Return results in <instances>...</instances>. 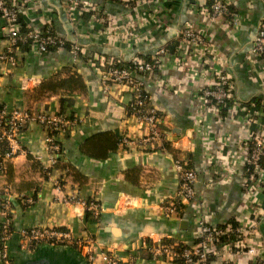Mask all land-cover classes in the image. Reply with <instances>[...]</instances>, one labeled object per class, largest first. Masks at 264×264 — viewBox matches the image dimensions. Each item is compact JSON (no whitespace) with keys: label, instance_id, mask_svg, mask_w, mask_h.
I'll list each match as a JSON object with an SVG mask.
<instances>
[{"label":"crops","instance_id":"0c3cea01","mask_svg":"<svg viewBox=\"0 0 264 264\" xmlns=\"http://www.w3.org/2000/svg\"><path fill=\"white\" fill-rule=\"evenodd\" d=\"M192 1L160 0L139 7L134 15L146 16V25L139 31L142 38L134 43L105 38L100 24L83 16L71 21L63 0H27L24 23L44 29L50 20L57 35L77 41L85 53L74 61L67 47L44 54L16 50L15 65L0 61V104L4 108L21 109L30 101L37 110L59 111L76 120L67 132L55 134L59 151L53 153L57 160L54 165H50L46 150V128L30 122L19 134L24 153L8 161L7 170L0 175V201L5 184L12 190L8 247L14 264L100 262L88 261L73 246L42 243L31 252L22 249L18 234L26 227L53 226L67 229L75 237L89 235L126 263L174 264L153 259L146 244L166 237L191 244L198 229L197 214L213 226L231 218L246 220L250 206L243 193L246 171L239 163L238 145L248 137L249 126L230 108L226 116L216 118L198 97V89L212 85L214 79L211 68L215 65L202 61L208 52L200 48L195 54L181 55L175 48L164 55L157 71L140 75L144 94L158 111V128L170 142V150L119 143L123 136L137 140L146 128L128 113L132 101L129 89L122 84L105 88L101 79L99 56L123 61L141 54L151 56L161 46L178 43V29L189 25L199 30L230 66L237 100H264V55L249 51L257 24L264 20V0H229L236 10L235 29L191 9ZM99 6L111 16L121 17L123 12L114 1L102 0ZM5 43L6 30L0 17V52ZM66 77H74L76 82L48 91L38 100L26 97L41 81ZM171 149L185 153L197 174V214L192 203L183 205L180 216H167L162 211V205L179 186ZM27 153L42 165V172L26 166ZM227 166L226 180L220 174ZM54 180L64 186L66 195L77 194L82 200L94 201L102 212L93 216L59 201ZM21 194L32 197L33 202L25 203ZM2 220L0 208V224ZM259 226L264 247V215ZM237 262L252 264L248 256L239 257Z\"/></svg>","mask_w":264,"mask_h":264},{"label":"built area","instance_id":"2783aa9c","mask_svg":"<svg viewBox=\"0 0 264 264\" xmlns=\"http://www.w3.org/2000/svg\"><path fill=\"white\" fill-rule=\"evenodd\" d=\"M102 0H63L65 12L71 21H75L84 12H92L90 20L100 24L101 34L116 42L132 40L134 43L140 41L139 31L145 28L146 16L134 15L135 11L148 3L160 0H105L114 1L123 7L121 17L111 16L99 6ZM167 1V0H163ZM170 1V0H169ZM172 1V0H171ZM229 0H193L190 8L207 17L210 21L224 24L232 29L237 26L236 10L230 8ZM27 0H0V17L4 20L6 30V43L4 50L0 52V61L15 65V49L20 43L29 42L32 50L37 54H43L48 47H59L64 43V38L51 32L50 20L44 29H36L25 23L23 27L19 17L26 13ZM152 15V14H151ZM23 18V17H22ZM121 18L122 21H120ZM88 19V20H89ZM176 51L183 55L187 52L195 54L203 48L208 54L204 55L202 61L214 64L213 82L210 86L200 87L198 97L206 103L207 108L216 117H222L219 109L226 101L231 100L233 104L230 109L235 113L243 111L245 123L249 126V135L245 140L239 142L238 149L240 164L246 171L243 180V193L249 202V214L246 220H237L236 226L226 223L223 227L213 226L206 223L197 213L200 204L196 202L195 183L197 174L194 169L187 168L180 159H175V167L179 175V186L176 192L162 205L165 215L177 214L179 204H195L198 219V229L195 237L198 241L188 247L179 248L175 244L163 243L160 239L150 241L145 249L153 259L170 261L174 264H221L226 261L240 264L237 259L242 256L251 258L252 264H264V247L260 240V219L264 215V100H261L258 110L247 111L245 105H241L234 95V80L230 66L224 58L215 52L214 46L208 43L205 36L197 29L189 25L181 26L177 32ZM185 49V50H184ZM250 53L257 56L264 55V20L257 24L255 35L250 42ZM73 60H79L85 50L77 41H71ZM168 54L164 46L157 48L149 59L139 56L132 57L127 64H121V59L111 57L108 66L103 67L101 79L106 88L110 84H122L131 92L132 101L129 105L131 115L143 124L145 133L135 141L126 137L120 139V144L136 145L143 149L160 148L166 141V136L159 130V115L157 109L150 106L147 96L144 94L142 79L140 75H146L158 70L162 58ZM211 54V55H210ZM99 63L104 66L106 58L98 57ZM210 69V68H209ZM237 115V114H236ZM240 116V115H239ZM241 116V117H242ZM224 117V116H223ZM30 122L37 123L46 128L47 132L55 134L63 132L75 124V119H68L62 113H30L25 108L0 109V146L1 141L6 140L7 148L0 151V175H4L6 163L20 154L24 149L19 141V134ZM255 125L256 130H251ZM46 135V150L50 154V165L56 163L54 152L59 151V145L53 141L56 135ZM237 168V166L234 168ZM230 169L225 167L220 177L226 180L225 173ZM58 200L73 207H78L98 216L102 208L94 201H85L78 198L77 194L66 195L64 186L58 180H54ZM4 193L1 195L0 208L3 220L0 224V264H14L10 255L8 240L11 234L12 208L10 196L12 192L9 185H4ZM23 199V198H22ZM25 203L31 204L32 197H24ZM234 234L235 239L231 242L220 244V237ZM20 247L27 251H33L36 246L46 243L56 246H73L90 262L100 261L99 264H130L122 262L109 247H101L89 235L75 237L69 230L53 226H34L22 228L19 231ZM179 259V262L176 260ZM228 263V264H229Z\"/></svg>","mask_w":264,"mask_h":264},{"label":"trees","instance_id":"16d2710c","mask_svg":"<svg viewBox=\"0 0 264 264\" xmlns=\"http://www.w3.org/2000/svg\"><path fill=\"white\" fill-rule=\"evenodd\" d=\"M230 8L231 9H234L232 6H230ZM91 14H92V12H84L82 14V16L85 19L88 20L90 18V15ZM19 19L22 22L23 27H24L25 26V23L23 21V18L22 17H19ZM51 32L54 35H56V32L53 29L51 30ZM174 42L175 43L172 44V45H165L164 46L168 53H173L174 52V50H175V48H176V46L178 44V43H176V41H174ZM59 47H67L68 50H71V42L70 41H67V40H64V43L62 44V46H59ZM56 48H58V47H48L47 50H46V52H48L50 50H54ZM30 49L32 50L31 44L29 42H26V43H20V44H18L16 46L15 51L16 50L26 51V50H30ZM103 56L106 58V62L104 64V66H102V67H105V66H108L109 65V63L107 61L112 56H105V55H103ZM140 56H143V55L141 54V55H139V57ZM142 58L149 59L150 56H147V57L144 56ZM122 64H127V61L121 60V64H117V65L120 66ZM75 82H76V79L74 77H66V78H63V79H55L54 78V79H51V80L50 79L43 80V81L40 82V84L37 86V88H35L34 90H32L30 93H27L26 94V97H28L30 100H32V99L38 100L42 95L44 96L46 94V92H48V91L56 90L58 87L66 88L67 86H69V85H71V84H73ZM260 102H261V98H254V99H251V100L246 101V102H240V104L241 105H245L247 107V111L252 114V112L255 111L256 109L258 110V108L260 107ZM232 104H233V102L231 100H228L224 104L221 105V107L219 109V112L221 113L222 117L227 115L228 109L230 108V106ZM2 107L3 106L0 104V109ZM24 108L27 111H29L30 113H40V112H42V110H37L36 107L33 106L30 101L29 102H26ZM55 113H60V112L58 111V112H55ZM128 113L131 114L130 107H128ZM243 114H244L243 111L238 110L237 115H243ZM26 126H27V124L24 125V127L21 130V132L23 131V129ZM250 128L253 131L256 130V126L255 125H252ZM67 131H68V128H66L64 130V132H67ZM47 134L48 135H54L55 132L49 131V132H47ZM53 142L55 144H59V142L57 140H54ZM7 145H8L7 141L6 140H2L1 141V146H0V151L3 152L7 148ZM169 147H170V142L166 140L161 145V147L159 149L167 150V149H169ZM171 151L173 152V155L175 156L174 159H180V161L182 163H185V166L187 168H192L193 169V167L191 165V161H190L189 157L185 153H182V152H180L177 149H171ZM7 165L8 164L6 163V166ZM26 166H28V168H31L33 170H38V171H41L42 172V165H40V163L37 162L36 158L34 156H32L30 153H27ZM6 170H7V168H6ZM245 176H246V172H245ZM11 192H12V190H11ZM19 196L24 197L23 194H21ZM182 207H183V204H179L177 206V214H176L177 216H180V211H181ZM226 223H231L233 226H236L237 225V222H235L234 218L229 219L228 221H226ZM226 223H223V224H220V225H216V226L223 227ZM233 239H235V235L234 234L225 235V236L220 237L219 243L220 244H223L224 242H231ZM197 241H198V238L194 237L193 242L191 244H194ZM162 242L163 243H168V244H175L179 248L188 247L189 245H191V244L184 243L182 241H178V240H176L175 238H172V237H166V238L163 239ZM176 261L179 262V259H177Z\"/></svg>","mask_w":264,"mask_h":264}]
</instances>
